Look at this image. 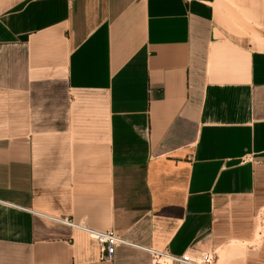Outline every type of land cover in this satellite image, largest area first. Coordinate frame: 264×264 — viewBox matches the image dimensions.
<instances>
[{
  "label": "crops",
  "instance_id": "obj_1",
  "mask_svg": "<svg viewBox=\"0 0 264 264\" xmlns=\"http://www.w3.org/2000/svg\"><path fill=\"white\" fill-rule=\"evenodd\" d=\"M60 219L264 264V0H0V264H162Z\"/></svg>",
  "mask_w": 264,
  "mask_h": 264
},
{
  "label": "built area",
  "instance_id": "obj_2",
  "mask_svg": "<svg viewBox=\"0 0 264 264\" xmlns=\"http://www.w3.org/2000/svg\"><path fill=\"white\" fill-rule=\"evenodd\" d=\"M59 221L71 227L83 230L88 236L94 239L98 247L99 260L101 261H110L113 257L115 248L119 245H126L150 252L153 259L162 264H216L215 256L211 251L202 250L198 254H192L190 252L173 254L167 249L156 250L138 246L124 239L121 235L116 234L112 230H94L68 219H60Z\"/></svg>",
  "mask_w": 264,
  "mask_h": 264
}]
</instances>
